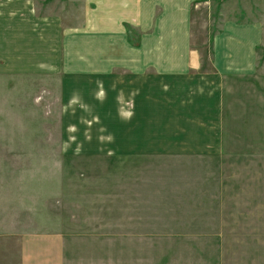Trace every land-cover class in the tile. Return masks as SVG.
I'll return each instance as SVG.
<instances>
[{"label":"crops","instance_id":"1","mask_svg":"<svg viewBox=\"0 0 264 264\" xmlns=\"http://www.w3.org/2000/svg\"><path fill=\"white\" fill-rule=\"evenodd\" d=\"M202 2L207 0H60L58 11L40 13L35 0H0V83H26L28 99L46 101L44 114L58 117L61 151L63 122L74 131L65 133L71 148L112 149L113 133L106 141L98 136L110 129L121 134L124 158L220 157L225 78L256 70L264 28L257 20H226L204 57L191 42L193 9ZM120 75L122 84L115 85ZM2 162L0 155V208L8 207V187L14 186L17 199L22 186L21 173L6 175ZM132 203L126 208L141 209L142 202ZM126 218L122 239L132 244L122 251V264H220L221 233L204 221L168 218L177 223L166 232L144 233L141 216ZM200 225L198 233L180 228ZM21 230L16 223L20 264H80L66 247L71 234ZM147 241L202 245L151 251L141 247ZM211 243H218L216 252Z\"/></svg>","mask_w":264,"mask_h":264},{"label":"rangeland","instance_id":"2","mask_svg":"<svg viewBox=\"0 0 264 264\" xmlns=\"http://www.w3.org/2000/svg\"><path fill=\"white\" fill-rule=\"evenodd\" d=\"M59 1L35 3L45 13L58 11ZM226 20H257L264 28V0L198 3L192 13V47L206 57L212 37ZM127 30L136 34L132 28ZM256 54L252 74L225 78L224 146L221 156L212 159L124 158L121 134L110 129L99 130L98 136L106 141V133H113L112 149L71 148L65 133L74 131H66L63 122L61 151L56 145L61 141L58 117L44 114L46 101L40 98L34 104L28 99L26 83H9L8 88L0 83L2 170L8 176H22L19 197L13 185L3 195V205L8 207L0 208V264H20L16 223L21 231L71 234L73 240L66 241V247L80 264H122V251L132 244L122 239L128 230L124 218L137 216L142 217L139 224L144 233L166 232L177 223L171 218L204 221L221 233L220 264H264V33ZM121 82L120 75L115 85ZM121 92L119 88L117 93ZM83 135L86 141L93 138L90 130ZM134 201L142 202L141 209L126 208ZM157 217L161 221L156 222ZM180 228L202 232V225ZM104 233L114 234L113 240L91 236ZM140 244L151 251L202 245ZM217 245L211 243L212 252Z\"/></svg>","mask_w":264,"mask_h":264}]
</instances>
